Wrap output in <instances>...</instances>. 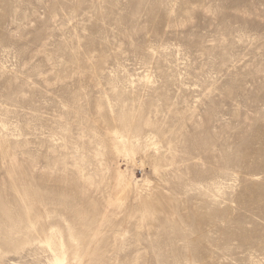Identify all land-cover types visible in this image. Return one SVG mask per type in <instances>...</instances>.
<instances>
[{"label": "rangeland", "instance_id": "1", "mask_svg": "<svg viewBox=\"0 0 264 264\" xmlns=\"http://www.w3.org/2000/svg\"><path fill=\"white\" fill-rule=\"evenodd\" d=\"M52 231L64 264H264V0H0V264Z\"/></svg>", "mask_w": 264, "mask_h": 264}, {"label": "bare ground", "instance_id": "2", "mask_svg": "<svg viewBox=\"0 0 264 264\" xmlns=\"http://www.w3.org/2000/svg\"><path fill=\"white\" fill-rule=\"evenodd\" d=\"M113 138L116 142L123 141V136L119 134L117 131L114 133ZM148 146L156 149V143L154 141H151L148 144ZM130 152L133 155H135L136 153L133 149H131ZM144 152L147 153V151H144ZM114 153L118 158L128 155L127 154L128 152L126 151V149H124V151H120L116 147H114ZM155 154L156 153L154 152L153 155ZM151 165L154 170L157 168V163L154 159L151 160ZM115 181H116V186L118 188V192L122 195L125 194L126 191L130 188V182L127 176L124 174V171L120 165L116 169ZM133 188L136 193V197H138L140 195V186L138 185V182H135V185ZM119 200L121 199L118 198L116 201H119ZM75 214H77V217H80V218L82 217L81 216L82 214L79 211H77V213ZM84 222L85 223H82V226H85L89 230V237H90L89 242L92 243L93 245L97 244L99 242L98 228L97 227L94 228V223L90 220H86ZM77 246H78V243L75 242V246H74L75 249L77 248ZM41 248H43L44 250L48 251L51 254V260L47 264H64L66 261V258H68V256H66V249H65L64 242L62 240L61 233L58 231H52L50 236L46 239L45 243L41 246ZM70 260L78 261L79 258L76 256L75 257L72 256Z\"/></svg>", "mask_w": 264, "mask_h": 264}]
</instances>
